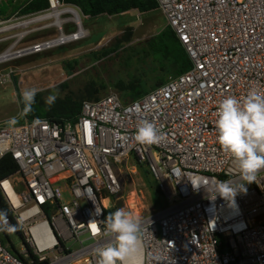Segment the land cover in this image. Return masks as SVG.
I'll use <instances>...</instances> for the list:
<instances>
[{
	"label": "built area",
	"instance_id": "2783aa9c",
	"mask_svg": "<svg viewBox=\"0 0 264 264\" xmlns=\"http://www.w3.org/2000/svg\"><path fill=\"white\" fill-rule=\"evenodd\" d=\"M155 1L190 60L186 72L129 102L116 92L83 101L73 118L0 124V160L10 155L19 176L0 179L10 212L0 222L14 226L0 230V264H97L95 249L111 239L107 197L120 192L117 165L130 156L146 164L167 203L140 217L142 242L124 264H264V170L234 204L208 193L212 181L239 176L216 140L219 101L251 87L264 93V0ZM74 38L5 52L38 53ZM141 120L162 133L158 143L135 141ZM12 233L17 247L2 240Z\"/></svg>",
	"mask_w": 264,
	"mask_h": 264
},
{
	"label": "rangeland",
	"instance_id": "374dc122",
	"mask_svg": "<svg viewBox=\"0 0 264 264\" xmlns=\"http://www.w3.org/2000/svg\"><path fill=\"white\" fill-rule=\"evenodd\" d=\"M24 1L13 0V4L20 6ZM60 4V7L57 5L58 9L69 7L77 10L81 27L85 30L84 36L38 53L12 55L10 60L0 63V124L8 125L6 122L11 117L17 118L16 125L26 120L20 93L27 87L40 89L37 93L39 99L35 100L37 102H45V98L53 91L58 93L57 98L83 95L90 83L95 84L96 98L116 92L122 100L128 101V91L120 90L118 84L126 85L133 81L142 84L148 91L174 73L171 66L167 65V59L162 58L151 46V39L167 27L158 8L146 13L130 10L115 16L103 14L89 17L83 16L71 5L61 1ZM5 5L7 1L1 0L0 10ZM10 10L7 9L6 13ZM50 11L49 5V8L42 12L22 15L18 9L9 16L0 15V21L4 22L0 25V38H7L0 42V55L12 45V52H16L57 38L60 29L66 35L76 31V25L69 20L68 15L62 16L63 20L68 21L61 23L57 28L48 26L52 21L50 19L30 24L27 28L1 31L5 27L34 19ZM126 31L130 32V40L119 43L114 50L104 54L115 47L116 40ZM21 33L24 37L18 39ZM101 85L104 87L100 88ZM117 168L119 170H116V175L121 189L117 195L107 197L108 209L123 207L133 213L132 204L130 205L132 194L140 208L138 217H144L157 209L152 202V190L141 172L145 170L144 167L140 170L134 158L130 156L128 162L117 165ZM154 182L159 186L157 181ZM162 196V201L166 204L165 195ZM3 235H7L5 231ZM4 237L2 236L3 242H9V245L17 247L21 243L17 233H12L7 242Z\"/></svg>",
	"mask_w": 264,
	"mask_h": 264
},
{
	"label": "clouds",
	"instance_id": "9594fccd",
	"mask_svg": "<svg viewBox=\"0 0 264 264\" xmlns=\"http://www.w3.org/2000/svg\"><path fill=\"white\" fill-rule=\"evenodd\" d=\"M40 89L24 88L20 93L23 112L32 111L35 97ZM58 93L50 92L45 103L51 106L55 103ZM216 140L220 147L236 162L239 176L233 180H214L209 185L210 199L217 195L235 203L238 193L247 192L246 185L256 180L257 173L264 170V93L256 87H251L243 97L226 96L222 98L215 110ZM9 126L17 124V118L11 117L6 122ZM116 135H119L117 130ZM162 138V133L148 121L138 122L134 139L139 144H156ZM82 167L87 166L85 155L80 157ZM6 220V213L0 211V221ZM93 230L96 231L95 221ZM14 226L0 222V230H7ZM103 229L110 241L95 249L97 264H124L132 258L143 239L144 222L125 208H117L109 212L103 220Z\"/></svg>",
	"mask_w": 264,
	"mask_h": 264
},
{
	"label": "trees",
	"instance_id": "16d2710c",
	"mask_svg": "<svg viewBox=\"0 0 264 264\" xmlns=\"http://www.w3.org/2000/svg\"><path fill=\"white\" fill-rule=\"evenodd\" d=\"M7 5L1 7L0 15L9 16L19 9V12L22 15L37 13L45 11L49 8L48 0H25L20 6L13 4V0H6ZM66 5H71L79 10L83 16L97 17L103 14L108 16H115L125 13L130 10H137L141 13H146L154 11L158 8V5L155 0H61ZM7 9H11L9 13H6ZM130 40V32L126 31L123 36L118 38L115 43V47L104 52V54L109 53L118 47L121 42H128ZM151 46L154 51L159 53L162 58L167 59V65H170L173 69V75H179L186 72L190 67V60L182 47L181 43L177 39L175 33L172 29L167 26L165 29L160 31L151 39ZM167 79V78H166ZM165 79V80H166ZM163 80L154 88L160 86L165 82ZM94 83H90L86 87L83 95H72L65 96L64 98H57L55 103L51 106H48L45 102H37L32 106V111L25 113L23 112L24 119L29 120L32 117H47L52 120H59L60 118H73L79 111L83 101L96 100V89H94ZM104 85H101L100 88H103ZM120 90H127L130 100L123 102L132 101L141 95L149 92L145 87L140 83L130 81L125 84H118ZM153 88V89H154ZM152 90V89H151ZM39 99V95H36L35 100ZM141 167H144L145 170H141ZM138 168L141 170L143 177L148 183L149 187L152 190V202L156 208H161L165 205L162 201L163 194L154 181H156L153 176L150 174L146 164H138ZM18 167L13 158L10 155L4 156L0 160V179L5 177H11L14 180H19L17 175ZM150 176L154 181H151ZM153 188V189H152ZM0 211L6 213V216L10 217V212L7 209V206L0 195ZM114 211L113 209H107L104 211L105 216Z\"/></svg>",
	"mask_w": 264,
	"mask_h": 264
},
{
	"label": "bare ground",
	"instance_id": "6f19581e",
	"mask_svg": "<svg viewBox=\"0 0 264 264\" xmlns=\"http://www.w3.org/2000/svg\"><path fill=\"white\" fill-rule=\"evenodd\" d=\"M57 5L58 4L56 2H52L51 7H50L51 11L49 13H46V14L41 15L39 17L37 16L34 19L27 20V21H24L22 23H17V24L8 26L4 30H11V29H15V28L19 29V27H26V26H28L30 24H33V23H36V22H40V21L50 20V19H52V21H51V23L48 26H53V27L57 28V27H60L61 23L66 22V20L62 19V16L68 15L69 16V20H71L72 22H74L76 24V31L73 34L77 36V39L81 38L82 36H84V31L85 30H83V28L81 27L80 17H79V13L77 12V10H75L74 8H69V7H65L63 9H58ZM23 35L24 34H22V33L19 34L18 35V37H19L18 39H20ZM73 38L74 37L72 35H66L60 29V33H59L58 37L53 42L60 43L63 40L67 41V40H70V39H73ZM10 52H11V50H8L7 52H5L2 55H0V63L4 62V61H7V60H9V59H11L13 57L12 55H14V53H12V52L10 53ZM131 197L132 198L130 200V205L132 204L133 214L136 215V216H139L140 208L136 204V199L134 197V194H132ZM137 202H138V200H137ZM103 203L106 204V200H104Z\"/></svg>",
	"mask_w": 264,
	"mask_h": 264
},
{
	"label": "snow or ice",
	"instance_id": "6c2138e0",
	"mask_svg": "<svg viewBox=\"0 0 264 264\" xmlns=\"http://www.w3.org/2000/svg\"><path fill=\"white\" fill-rule=\"evenodd\" d=\"M93 227H95V226H93Z\"/></svg>",
	"mask_w": 264,
	"mask_h": 264
}]
</instances>
